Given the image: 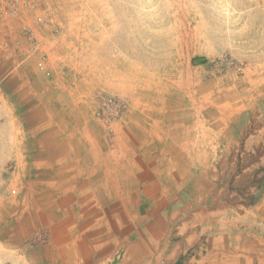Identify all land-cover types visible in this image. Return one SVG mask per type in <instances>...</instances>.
I'll return each instance as SVG.
<instances>
[{
    "label": "rangeland",
    "instance_id": "obj_1",
    "mask_svg": "<svg viewBox=\"0 0 264 264\" xmlns=\"http://www.w3.org/2000/svg\"><path fill=\"white\" fill-rule=\"evenodd\" d=\"M6 2L0 0V9ZM35 18L49 21L36 29L48 60L43 67L38 62L36 70L28 67L30 74L49 77L40 88L28 89L42 94L34 99L43 103V115L72 121L58 111L62 96L55 102L54 96L47 100L48 92L43 96L42 87L57 79L63 100L70 90L73 104L83 105L78 117L98 141L86 146L92 153H130L132 140L145 141L154 120L185 116L187 142L202 143V154L210 144L219 190L212 199L250 206L234 210L237 226L230 234L236 248L245 246L250 253L235 260L264 264V161L253 167L264 158V0H48L21 20L32 25ZM17 21L0 27V34L18 25L22 38ZM19 38L0 39L1 46L8 49L4 43ZM7 62H0V264H74L68 222L75 212L68 208L74 194L57 191L60 170L37 160L47 145L36 144V137L19 127L26 117L23 104L33 96L19 99L20 82L13 79L24 63ZM7 83L14 92L10 97ZM116 97L127 103V111L106 124L97 112ZM200 120L203 128H189ZM221 124L224 129H218ZM259 134L261 142L256 139L249 148L248 140ZM227 136L235 140L233 172L232 161L222 156ZM222 177L223 184L233 177V193L220 192ZM151 211L146 195L139 193L138 238L150 245L142 220ZM242 213L248 216L238 217ZM122 259L118 252L100 264H130Z\"/></svg>",
    "mask_w": 264,
    "mask_h": 264
},
{
    "label": "crops",
    "instance_id": "obj_2",
    "mask_svg": "<svg viewBox=\"0 0 264 264\" xmlns=\"http://www.w3.org/2000/svg\"><path fill=\"white\" fill-rule=\"evenodd\" d=\"M17 26L3 30L0 39L19 38L21 34ZM19 39L22 41L19 48L11 43L5 49L0 42V62L5 64L8 60L7 63L19 66L24 63L13 81L20 82L19 99L26 100L30 95L33 98L23 104L22 111L26 117L19 127L26 128L27 135L36 137V144L47 145L37 160L50 162L52 167L60 170L55 176L57 191L74 194L68 204V208L75 211L70 217L72 220L68 219L72 226L69 230L74 249L73 263L79 264L84 260L86 264H100L119 252L122 261L130 264H138L145 259L146 264H243L240 258L236 261L235 257L244 256L249 248H236L235 235L230 234V229L237 226L234 210L249 209L250 206L212 199L213 193L219 190L215 181L218 178L211 173L210 144L202 154V143L191 139L187 142L185 116L179 121L154 120L152 132L148 133L145 141L141 138L132 140L130 153H92V149L86 146L98 141L90 136L89 123L78 117L83 105L73 104L74 92L71 94L67 90L63 100L56 75V81H51L56 83L55 88L51 83L46 88L42 87L43 96L49 93L48 101L52 99L49 96H54V102L62 96L58 111L72 121L62 118L50 120L43 115V103L34 99L42 94L39 91L28 92L30 87L40 88L39 84L49 77L44 73L33 75L28 72L30 66L37 69L39 59L30 57L29 42L23 37ZM59 49L62 50L57 46L56 50ZM11 87L10 83L4 86L9 97L14 94ZM189 124L192 129L203 128L202 120ZM218 129H224L222 124ZM218 134L214 132V135ZM262 137V134L252 136L247 142L249 148L256 139L261 142ZM227 138L230 142L226 141V144L230 148L227 146V154L222 156L232 161L230 170L233 172L235 140L233 136ZM217 144L224 143L218 140ZM250 155L246 153L244 157ZM260 160L253 167L259 168L264 158ZM221 179L223 184L225 178ZM231 179L223 184L220 192H234ZM139 193L146 195L150 209H154L142 220L151 245L140 242L138 238ZM246 216L244 213L238 215L240 218Z\"/></svg>",
    "mask_w": 264,
    "mask_h": 264
},
{
    "label": "built area",
    "instance_id": "obj_3",
    "mask_svg": "<svg viewBox=\"0 0 264 264\" xmlns=\"http://www.w3.org/2000/svg\"><path fill=\"white\" fill-rule=\"evenodd\" d=\"M44 3L47 5L48 0H7L6 4L0 9V27L4 25H13L19 18L25 14H31L34 7L38 3ZM21 30L23 32L22 37L29 42L30 51L29 56H39V65L41 67L48 60V53L42 48V44L37 36L36 29L47 27L49 21L43 20L42 18H35L32 21V25L27 24L21 20ZM20 24V23H19ZM52 34H58V30L55 28ZM22 44L21 39L14 41V45L19 48ZM11 45L10 42H5L4 46L8 48ZM127 111V103L119 97L106 99L103 103L102 108L97 112V117L104 123L110 124L117 118L121 117Z\"/></svg>",
    "mask_w": 264,
    "mask_h": 264
}]
</instances>
